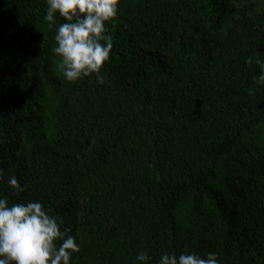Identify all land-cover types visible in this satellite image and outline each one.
I'll use <instances>...</instances> for the list:
<instances>
[{
  "label": "trees",
  "instance_id": "16d2710c",
  "mask_svg": "<svg viewBox=\"0 0 264 264\" xmlns=\"http://www.w3.org/2000/svg\"><path fill=\"white\" fill-rule=\"evenodd\" d=\"M102 74L68 82L46 0H0V197L39 200L71 264L141 250L264 264V0H120ZM15 176L24 191L8 185Z\"/></svg>",
  "mask_w": 264,
  "mask_h": 264
},
{
  "label": "clouds",
  "instance_id": "9594fccd",
  "mask_svg": "<svg viewBox=\"0 0 264 264\" xmlns=\"http://www.w3.org/2000/svg\"><path fill=\"white\" fill-rule=\"evenodd\" d=\"M120 0H46L45 20L52 27L57 14L64 19L56 29L52 51L60 57V70L71 83L95 75L96 82L106 83L102 74L113 48L112 36L106 23L118 15ZM255 63L259 75L256 85L264 87V59L249 56L245 61ZM2 172V170H0ZM15 193L24 191L15 176L7 181ZM39 200L9 204L0 197V264H71L80 251L76 237L68 229L61 230L62 221L50 214ZM152 257L141 250L135 264H150ZM157 264H220L218 254L206 257L195 251L163 252Z\"/></svg>",
  "mask_w": 264,
  "mask_h": 264
}]
</instances>
